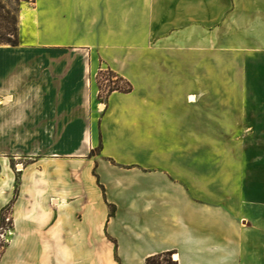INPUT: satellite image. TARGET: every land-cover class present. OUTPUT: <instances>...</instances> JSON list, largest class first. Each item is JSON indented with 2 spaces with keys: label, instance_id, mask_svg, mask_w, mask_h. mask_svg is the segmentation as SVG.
Segmentation results:
<instances>
[{
  "label": "crops",
  "instance_id": "crops-1",
  "mask_svg": "<svg viewBox=\"0 0 264 264\" xmlns=\"http://www.w3.org/2000/svg\"><path fill=\"white\" fill-rule=\"evenodd\" d=\"M17 39L0 44V211L19 184L0 264H264L232 144L264 138V0H32ZM102 69L131 91L101 103Z\"/></svg>",
  "mask_w": 264,
  "mask_h": 264
},
{
  "label": "rangeland",
  "instance_id": "rangeland-1",
  "mask_svg": "<svg viewBox=\"0 0 264 264\" xmlns=\"http://www.w3.org/2000/svg\"><path fill=\"white\" fill-rule=\"evenodd\" d=\"M32 0H13L7 4V10L11 13L8 20L16 15L19 24L20 7L23 2H30ZM4 2V1H3ZM5 1L4 3H7ZM106 71V69H102ZM103 72H99L103 73ZM107 75V72H104ZM108 76V75H107ZM102 77V76H101ZM97 77L98 97L101 103H105L109 95V80L106 77ZM109 77V76H108ZM113 82H117L112 78ZM115 88L124 89L125 85L120 82L117 85L111 84ZM233 146L240 147L243 151V163H247L246 168L243 170L242 188L247 200L246 214L250 222V226L264 227V138H247V139H233ZM18 166L13 165L16 172L19 171ZM12 210L5 213L6 221L3 229L0 230V260L2 253L6 247L7 232L13 228Z\"/></svg>",
  "mask_w": 264,
  "mask_h": 264
},
{
  "label": "trees",
  "instance_id": "trees-1",
  "mask_svg": "<svg viewBox=\"0 0 264 264\" xmlns=\"http://www.w3.org/2000/svg\"><path fill=\"white\" fill-rule=\"evenodd\" d=\"M13 0H8L7 3H4L2 0H0V44H8L15 46L18 42L17 36H18V18L16 15H14L11 20H8V16L10 15L11 11L7 10L6 6ZM101 72H103L101 70ZM104 72H107L108 76L105 75ZM103 73L98 74L97 77H106V80H109L110 85L109 86V95L114 91H122V92H130L131 86L129 83L125 82L122 78L118 77L115 73H113L110 69H106ZM101 77V78H102ZM112 78H115L117 82H113ZM122 82L125 85L124 89H119L113 87L111 84L114 83V85H117L118 83ZM19 193V184H16L15 187V194L12 201L0 211V230L3 229V225L5 224L6 217L5 213L8 212V210L13 209V206L16 202V199L18 197ZM114 213V210H112V214ZM146 264H178L177 261H174L172 258V253H163L159 255H155L152 257H149L146 260Z\"/></svg>",
  "mask_w": 264,
  "mask_h": 264
},
{
  "label": "built area",
  "instance_id": "built-area-1",
  "mask_svg": "<svg viewBox=\"0 0 264 264\" xmlns=\"http://www.w3.org/2000/svg\"><path fill=\"white\" fill-rule=\"evenodd\" d=\"M173 258V257H172Z\"/></svg>",
  "mask_w": 264,
  "mask_h": 264
}]
</instances>
